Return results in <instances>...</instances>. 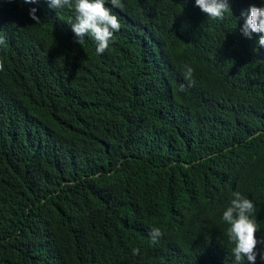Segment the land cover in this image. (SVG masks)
I'll use <instances>...</instances> for the list:
<instances>
[{
	"label": "trees",
	"instance_id": "trees-1",
	"mask_svg": "<svg viewBox=\"0 0 264 264\" xmlns=\"http://www.w3.org/2000/svg\"><path fill=\"white\" fill-rule=\"evenodd\" d=\"M190 2L105 0L121 28L97 54L71 9L0 0V264H235V191L264 238V53L234 57L233 19L183 34Z\"/></svg>",
	"mask_w": 264,
	"mask_h": 264
},
{
	"label": "clouds",
	"instance_id": "clouds-1",
	"mask_svg": "<svg viewBox=\"0 0 264 264\" xmlns=\"http://www.w3.org/2000/svg\"><path fill=\"white\" fill-rule=\"evenodd\" d=\"M109 2L114 7H123L122 0ZM23 3L35 4L37 0H23ZM47 4L50 9L67 7L74 11V22L69 25L76 38L75 42L81 44L85 37L90 36L95 41L97 54H103L109 48L114 33L121 28L119 18L105 6V0H47ZM190 4L191 9L187 10V15L177 19L183 26V34H196L192 38L202 45L216 25L220 24V28H223L227 19H233L239 24L237 31L231 30V39L233 40L236 32V42L239 45V51L234 53V57L245 63L254 49L264 53V0H191ZM36 12V8H30L28 14L39 24L41 20ZM224 15L227 17L222 20ZM2 43L4 38L0 36V44ZM228 56L222 58L219 53L214 57V73L216 70L219 73ZM3 70L4 64L0 61V71ZM183 75L185 80L194 83L193 69L190 66L185 65ZM184 90L185 86L180 85L178 91ZM231 195L229 205L222 212V220L224 233L233 245L231 254L235 264H256L258 256L260 261L264 262V238H257L258 227L253 219L256 207L239 191ZM149 236L155 244L161 238L162 232L154 227ZM258 245L261 246L260 251L257 250ZM132 252L133 255H138L140 250L134 248Z\"/></svg>",
	"mask_w": 264,
	"mask_h": 264
},
{
	"label": "bare ground",
	"instance_id": "bare-ground-1",
	"mask_svg": "<svg viewBox=\"0 0 264 264\" xmlns=\"http://www.w3.org/2000/svg\"><path fill=\"white\" fill-rule=\"evenodd\" d=\"M67 16V15H66ZM138 17V16H137Z\"/></svg>",
	"mask_w": 264,
	"mask_h": 264
}]
</instances>
